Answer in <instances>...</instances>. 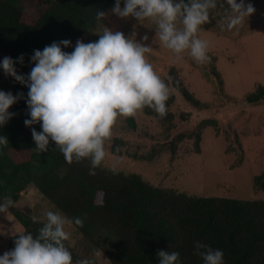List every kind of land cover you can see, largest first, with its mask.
Listing matches in <instances>:
<instances>
[{"label": "trees", "instance_id": "16d2710c", "mask_svg": "<svg viewBox=\"0 0 264 264\" xmlns=\"http://www.w3.org/2000/svg\"><path fill=\"white\" fill-rule=\"evenodd\" d=\"M29 1L0 0V51L12 58L16 70L25 77L34 67L31 57L35 50L69 40L70 47H61L71 53L77 40L116 16L111 11L116 0H47L37 16L26 11ZM120 3L122 6L125 0ZM97 12L106 16L97 20ZM215 26L216 18L210 10V20L201 28L210 30ZM21 56L23 64L19 63ZM215 76L219 77L216 73ZM8 80L13 78L8 76ZM165 83L193 109H207V104L188 90L175 67L169 69ZM0 89L8 92L4 83ZM10 92L14 96L23 93V98L13 104L12 118L0 126V136L8 139L7 146L0 145V202L10 196L15 204L34 185L111 264H159L157 253L161 250L178 252V264H204L196 254L197 242L221 250L223 264H264V200L189 196L153 186L135 173L114 174L103 165L95 170V175H89L88 159L67 163L55 142L50 141L47 152L35 150L32 129L24 123L30 119L26 103L29 88L16 82ZM246 101L251 106L264 102V86L259 85ZM166 104L168 112L164 118L150 108L143 110L172 129L186 116L174 93H170ZM129 120L135 126L133 118ZM209 123L213 125L212 121ZM32 127L42 131L40 124ZM199 142L200 136L197 145ZM122 145L123 141L116 139L112 152L121 155ZM175 151L173 145L172 152ZM196 152L200 153L199 145ZM253 185L264 192V171L254 178ZM9 210L24 233L38 235L42 220L34 223L29 214L14 207ZM77 217L83 221L82 227L75 225ZM103 233L107 237L99 242ZM65 243L68 246L69 242ZM14 246L12 237L8 251ZM69 251L76 264L77 253L73 247Z\"/></svg>", "mask_w": 264, "mask_h": 264}, {"label": "clouds", "instance_id": "9594fccd", "mask_svg": "<svg viewBox=\"0 0 264 264\" xmlns=\"http://www.w3.org/2000/svg\"><path fill=\"white\" fill-rule=\"evenodd\" d=\"M218 6L230 10L223 19L227 29H236L237 33L245 19L256 11L245 0H125L123 7L116 0L111 11L120 18L135 17L139 22L154 23V42L170 50L177 60L188 52L196 63L203 65L209 60V46L198 33L209 22L210 10ZM105 16L106 13L97 12V20ZM147 39L145 36L144 40ZM61 45L70 47L71 41L53 42L42 51L35 50L31 57L34 67L27 77L17 74L10 57L3 59L2 68L6 75L29 88L26 103L30 119L24 123L32 129L35 150L47 152L50 141L55 142L67 163L88 159L89 175H95L106 159L105 144L111 140L117 120L136 117L145 107L160 118L166 117L169 87L146 57L151 47L120 31L105 27L97 41L77 40L71 53L63 51ZM19 63H24L23 56L19 57ZM20 98L23 93L14 96L0 91V126L12 118L14 114L9 109ZM34 124H40L42 131H36ZM7 144V137L0 136V145ZM111 171L117 172L115 163ZM2 201L0 213L8 214L14 202L10 196ZM31 218L34 223L41 219L36 215ZM41 222L43 226L35 237L31 233H13L15 246L0 256V264H73L69 247L74 242L66 230V225L73 221L59 210H47ZM74 223L83 226L78 217ZM65 242H69L68 246ZM195 249L204 264H223L221 250L200 242ZM102 254L100 250L93 253L94 257ZM157 256L159 264H178V252L161 250ZM76 264L94 261L84 259Z\"/></svg>", "mask_w": 264, "mask_h": 264}, {"label": "rangeland", "instance_id": "374dc122", "mask_svg": "<svg viewBox=\"0 0 264 264\" xmlns=\"http://www.w3.org/2000/svg\"><path fill=\"white\" fill-rule=\"evenodd\" d=\"M46 1L30 0L26 11L37 16ZM245 2L253 4L256 11L239 26L238 33L226 27L223 18L230 14L227 6L211 10L216 26L210 30L201 28L198 33L209 46V60L203 65L196 63L188 52L177 60L170 50L154 42L156 25L148 20L139 22L135 17L116 15L111 22L99 23L80 39L85 43L97 41L105 27L134 38L151 47L146 57L164 82L168 81L169 69L175 67L188 90L207 104L205 110L193 109L170 88L169 92L176 95L180 111L186 116V120L177 122L172 129H167L155 117L147 116L144 110L132 117L135 126L129 118H119L111 140L106 141L107 156L103 166L111 169L115 163L117 171L138 174L153 186L189 196L264 200V192L253 185L254 178L264 171V102L251 106L246 101L247 95L259 85L264 86V0ZM178 27L182 24L178 23ZM5 57L0 51V84L4 83L5 90L10 92L17 81L13 77L8 80L4 73ZM17 74L21 75V71L17 70ZM12 111L13 105L9 109L10 113ZM199 136L200 153H197ZM116 139L123 141L121 155L112 152ZM14 208L30 216L36 215L40 220L47 210H58L34 185L21 194ZM23 230L10 210L8 214L0 213V256L8 251L13 233ZM66 230L71 233L74 242L71 247L79 260L111 264L101 250L103 254L94 257L98 247L81 236L72 224L66 225ZM106 237L103 233L98 241L103 242Z\"/></svg>", "mask_w": 264, "mask_h": 264}]
</instances>
